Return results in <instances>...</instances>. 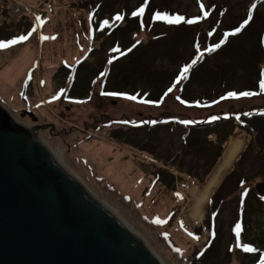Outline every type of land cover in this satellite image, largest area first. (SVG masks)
<instances>
[{
	"label": "rangeland",
	"instance_id": "obj_1",
	"mask_svg": "<svg viewBox=\"0 0 264 264\" xmlns=\"http://www.w3.org/2000/svg\"><path fill=\"white\" fill-rule=\"evenodd\" d=\"M142 6L143 16H134ZM156 13L195 23L170 25L156 20ZM117 15L123 20H116ZM37 17L43 21L40 27ZM250 19L233 60L256 59L254 77L260 69L259 78L264 79V0H0V41L37 29L27 42L0 50V103L16 122L34 127L53 153L61 151L62 165L113 209L163 264H259L264 251V119L245 127L240 117L264 114V98L220 100L224 90L213 84L210 74L226 64L228 47L209 54L229 39L220 38L224 30ZM193 34L202 42L198 57L208 55L193 69L184 94L188 98L181 103L176 88L158 103L155 90H166L171 85L167 80L183 70L179 53L187 48L188 61L196 56ZM175 50L173 57L166 53ZM25 64L17 79L14 67ZM245 71L221 73L219 85L230 84L231 75ZM233 141H244L248 151L239 152L225 170L197 221L193 191L208 188ZM245 192L253 194L247 209ZM157 219L164 223H155ZM236 219L245 226L252 220L261 223L244 227L240 236L241 246H252L259 255L235 247Z\"/></svg>",
	"mask_w": 264,
	"mask_h": 264
},
{
	"label": "water",
	"instance_id": "obj_2",
	"mask_svg": "<svg viewBox=\"0 0 264 264\" xmlns=\"http://www.w3.org/2000/svg\"><path fill=\"white\" fill-rule=\"evenodd\" d=\"M33 131L0 104V264H163Z\"/></svg>",
	"mask_w": 264,
	"mask_h": 264
},
{
	"label": "trees",
	"instance_id": "obj_3",
	"mask_svg": "<svg viewBox=\"0 0 264 264\" xmlns=\"http://www.w3.org/2000/svg\"><path fill=\"white\" fill-rule=\"evenodd\" d=\"M201 14H202V12H201ZM199 16L200 17H202V15H200L199 14ZM251 22H252V20L249 22V24L247 25V26H245V27H243V25L245 24V21H241L239 24H238V26H237V28H235V29H233V30H224L222 33H221V35H220V38H226V37H224V36H226V35H228V33H232V32H235V30L236 29H240V31L238 32V33H236L235 35H228V36H230L229 37V39L227 38V41L225 42H223L220 46H222L223 48H225V47H228L229 48V46L231 45V43H232V40L231 39H234L235 41H234V43H233V45L231 46V48H232V50H229L228 48L226 49V52H225V54H224V57H223V60H225V62H226V64L225 65H220L219 66V68H216V70H213L212 71V73L210 74V76H212L213 77V84H217L219 87H220V90H224V92H222L223 93V95H218V98L221 100L222 99V97H225L224 96V94L226 95V97L228 96V93H230V92H235V93H237V94H240V93H243V92H252V93H256V95H253V96H251L253 99H256V100H260V99H263L264 98V92H262L261 91V89H260V82L262 81V80H264V79H261V78H259V75L261 76V75H263V73L262 72H260V69H259V73H257L258 74V78L256 79L255 77H254V75H256V71H257V65H258V63L256 62V59H254L253 60V62L252 63H250V62H248V61H246V62H239L238 61V63H237V60H233V58H234V56L232 55L233 54V52L235 51V49H234V47H235V45L239 42V40L242 38V36L244 35V37L245 36H247V35H245L246 33H247V28L250 26V24H251ZM101 25H102V23H101ZM96 26H98L97 24H96ZM118 28V27H117ZM97 30V29H96ZM247 30V31H246ZM109 31H111V30H109ZM117 31H119L118 29H116V30H114V31H111V33L107 36V37H110V36H112L115 32H117ZM244 32H246V33H244ZM248 34H250V32L248 33ZM260 34H263V35H261L262 37H260V39H264V32H262V33H260ZM93 38L95 39V34L93 33ZM187 39H188V37H187ZM155 40V39H154ZM226 40V39H225ZM247 42H249V39H247ZM191 43H192V45H193V50L195 51V48H196V52H195V54H196V56H194V58H192L190 61H188L187 59H186V57H187V55H188V49L186 48V49H183V51L182 52H180L179 53V55L180 54H183V56H181V57H179V58H183L184 59V62H182L181 63V65L179 66V68H181V69H183L184 67H185V65H192V67L190 68V70L192 71V72H194L193 71V69H194V67L199 63V61H201V60H203V58H204V56H206V55H208V54H204V56L203 57H201V58H199L198 57V53H197V48H198V46H200L201 44H202V42H201V39H200V37H199V35H191ZM195 45V46H194ZM219 46V47H220ZM219 47L215 50V51H217V50H219ZM245 47H243V48H241V49H244ZM246 50H247V48H246ZM166 53H168L170 56H172L173 57V55H177V53H176V50L174 51V52H172V51H167ZM211 53H213V51H211L209 54H211ZM119 53H116V55H118ZM237 54H239V52H237ZM120 55V54H119ZM241 55V54H240ZM240 55H239V58H240ZM229 56L231 57V58H229ZM174 59V58H173ZM177 59V58H176ZM193 61H195V63H193ZM188 62V63H187ZM234 63H236L237 64V67H233V64ZM251 67H253V69H251ZM180 69V70H181ZM241 69H246V71H245V73H243L242 75H239V76H236L235 74H233V75H231L232 77H233V80L231 81V83L230 84H228V83H226V85L224 86V85H222V86H224V87H221L220 85H219V80H218V78H217V76H221V73H222V75H225L224 73H228L229 74V72L231 71V70H233L234 72L236 71H238V70H241ZM179 73H177V74H175V76L174 77H172V78H170V80L168 79L167 80V82H171V85L166 89V90H164V88L163 87H160L159 88V90H155V95H153V97L157 100V102L158 103H160L161 102V99L166 95L165 94V92H167V94L169 93V89L171 88V89H173L175 86H177V85H179V84H181L182 83V81H186L185 83H186V87H187V84H188V82H190V81H192L191 80V76H193V73L192 74H190L189 76H187V79H184V80H182V81H180V83L179 84H177L176 83V81L178 80V78H179V75H180V71H178ZM197 76H199V75H197ZM230 78V77H229ZM231 79V78H230ZM235 79V80H234ZM166 82V83H167ZM246 83V82H249V85H247V88H245V89H242V90H238V91H236V90H234V89H228V88H233L234 86H235V84L238 86V84L239 83ZM184 83V84H185ZM199 84V83H198ZM223 84H225V83H223ZM166 86V85H165ZM220 90H217V91H220ZM185 91H186V88H185V86H184V91H183V93L180 95L182 98L181 99H185V98H188V97H184V94H185ZM240 91V93H238ZM250 107H251V105H249ZM256 111V110H255ZM257 113H259V112H255V113H253V114H250V116H253L252 117V119H244V118H240V124L242 125V126H246V123L247 124H249L250 126H252V127H254L255 126V124H256V122H254L255 120H258V119H264L263 117H260V115L258 114L257 115ZM174 119H172L171 120V122L173 121ZM253 123V124H252ZM223 125V124H222ZM225 125H227V124H225ZM229 125H233V123H230ZM196 125H192V127L194 128ZM212 127H217V125L216 126H213V124L211 125ZM224 126V125H223ZM248 126V125H247ZM191 127V126H190ZM253 131H254V129H252ZM248 151V148H246V151H245V153ZM260 158H261V155L259 156ZM258 157V158H259ZM263 157V156H262ZM259 158V159H260ZM242 159V158H241ZM240 159V160H241ZM262 159V158H261ZM253 196V194L250 192V194H248L247 196H246V198H245V206H244V208H246L247 209V207L249 206V202L251 201V199L253 198L252 197ZM252 197V198H251ZM253 210V208L251 207V205H250V211H249V209L247 210L248 211V214L249 213H251V211ZM237 220V219H236ZM264 222V221H263ZM237 223H240L241 224V222H239L238 220H237ZM259 224H261V223H259V222H256V221H254V220H252V221H249L248 222V225L247 226H245V225H243L242 224V228H243V234H244V227L246 228V229H249L250 227H251V225H252V227L254 228V227H258L259 226ZM257 231V228L256 229H254V232H256ZM256 234V233H255ZM255 236V235H254ZM260 251H261V248H260ZM262 253H264V251L262 252ZM259 255L260 254V252H259V250H257V253L255 254V255ZM255 255L253 256V257H255Z\"/></svg>",
	"mask_w": 264,
	"mask_h": 264
},
{
	"label": "snow or ice",
	"instance_id": "obj_4",
	"mask_svg": "<svg viewBox=\"0 0 264 264\" xmlns=\"http://www.w3.org/2000/svg\"><path fill=\"white\" fill-rule=\"evenodd\" d=\"M145 12V7H141L137 12H135L133 15L136 16V17H140V16H143ZM205 15H207V13H205ZM155 18L156 20H162L164 22H166L167 24H170V25H173V24H179L181 23V21H184V18L181 17V16H168V15H162L161 13H156L155 14ZM116 20L118 21H121L123 20V16H120V15H117L116 16ZM37 21H38V25L37 27H40L42 26L43 24V21L40 20L39 17H37ZM185 23H195V21L193 20H188V21H184ZM249 21H245V24H247ZM104 25H108V21L105 20L103 21ZM37 29L36 28H33L31 30V32H29L28 35H20L18 37H14L10 40H7V41H0V50H6V49H9L15 45H19V44H22V43H25L29 40L32 32H35ZM240 31V29H236L235 32H232V33H228V35H235L236 33H238ZM54 39V37H47V36H42L41 39L43 40H47V39ZM220 45H216L215 48H218ZM215 48H212V49H209V51H215ZM193 63H195V61H193ZM192 67V65H187L183 68V70L181 71L180 75H179V78L178 80L176 81L177 84L180 83V81L184 80V79H187V76H188V73H189V69ZM260 89L262 92H264V80H262L260 82ZM172 89L170 88L169 89V92H171ZM104 95L106 96H122L123 99H126V100H130V101H135L137 100V97L136 96H132V95H125V94H119V93H111V92H106L104 93ZM253 95H256V93H252V92H243V93H240V94H237L235 92H230L228 93V96L227 97H222V99H225V98H236V99H239L241 97H251ZM140 103H145V101L141 100ZM181 103H184V101H181ZM197 106H200V105H197ZM215 119V118H214ZM237 119H239V117H237ZM184 123H191V121H184ZM244 195L246 196L247 195V192L244 193ZM261 199H264V197H261ZM155 223L157 224H163L164 221H161L159 219H157L155 221ZM243 231V228H242V224L240 223H237L236 226H235V236H236V240H237V243L235 245V247H240L242 251H244L245 253H255L257 252V249L252 247V246H249V245H243L241 246L240 244V236H241V233ZM189 235H192L191 233H189ZM212 236L213 238L215 237V232H212ZM196 239H199L198 237H196ZM176 251H179V249H177ZM201 255H203V253H201ZM259 264H264V253H261L260 254V260H259Z\"/></svg>",
	"mask_w": 264,
	"mask_h": 264
},
{
	"label": "bare ground",
	"instance_id": "obj_5",
	"mask_svg": "<svg viewBox=\"0 0 264 264\" xmlns=\"http://www.w3.org/2000/svg\"><path fill=\"white\" fill-rule=\"evenodd\" d=\"M25 53H26V51H25ZM26 63H28V61H26ZM20 66L21 65H18L17 67H14V70H15V72H16V77H17V79L18 78H20V74L22 75L23 74V72H24V70L26 69V64L25 65H23V66H21V68H20ZM14 72V71H13ZM48 85H49V83H48ZM51 86V85H50ZM50 88V87H49ZM46 89H48V86H47V88ZM12 118L14 119V120H17L14 116H12ZM29 130H33V128L34 127H32V126H29V127H27ZM34 132V131H33ZM35 133V135L36 136H38V132L37 131H35L34 132ZM39 137V136H38ZM43 143V142H42ZM43 145H45L48 149H49V151L53 154V156L61 163V164H63L64 166H65V163L60 159V157L62 158V155L63 154H61V156L60 157H58L59 156V154H60V152L61 151H58L59 152V154L58 153H53L52 151H51V149L47 146V144L44 142L43 143ZM244 147H245V142L243 141V143H241L240 141H233L232 143H231V145H230V148H229V151L227 152V154H226V157H225V161H224V164H223V166H222V168L220 169V170H218L217 172H216V174L213 176V178H212V180L210 181V183H209V185H208V188L207 189H205L203 192H201V193H199L198 192V190H195V191H193V195H194V197H195V205L193 206V208H192V210H193V216H194V218L197 220V221H201L202 220V216H203V204L206 202V199L208 198V196L211 194V192H213L214 191V189H215V187L217 186V184L220 182V180H221V178L223 177V175H225L224 173H225V170L227 169V168H229V166L232 164V162H233V160L235 161L236 159H237V157H238V154H239V152H242L243 151V149H244ZM126 167V166H125ZM124 171H126L125 169H124V167H123V174H124ZM72 173H74V172H72ZM75 177L77 178V180L78 181H80L81 183H82V180H81V178L79 177V176H76L75 175ZM83 185H84V183H82ZM85 187H87L86 185H85ZM87 189L92 193V191L87 187ZM99 201H101V200H99ZM102 203H104L103 201H101ZM105 204V203H104ZM106 205V204H105ZM115 214H117L113 209H111ZM124 221V220H123ZM130 227V226H129ZM131 228V227H130ZM131 230H133L132 228H131ZM133 232L135 233V234H137L134 230H133ZM138 235V234H137ZM166 253H168V252H166ZM162 261V260H161ZM163 263V262H162Z\"/></svg>",
	"mask_w": 264,
	"mask_h": 264
}]
</instances>
